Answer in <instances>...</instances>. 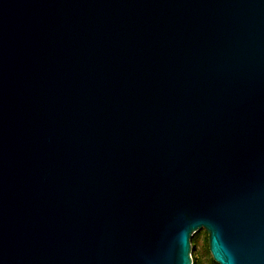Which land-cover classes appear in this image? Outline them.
Listing matches in <instances>:
<instances>
[{"label": "water", "instance_id": "95a60500", "mask_svg": "<svg viewBox=\"0 0 264 264\" xmlns=\"http://www.w3.org/2000/svg\"><path fill=\"white\" fill-rule=\"evenodd\" d=\"M264 264V0H0V264Z\"/></svg>", "mask_w": 264, "mask_h": 264}, {"label": "rangeland", "instance_id": "374dc122", "mask_svg": "<svg viewBox=\"0 0 264 264\" xmlns=\"http://www.w3.org/2000/svg\"><path fill=\"white\" fill-rule=\"evenodd\" d=\"M192 241V243H191ZM189 257L192 264H213L207 248V233L200 229L190 238Z\"/></svg>", "mask_w": 264, "mask_h": 264}, {"label": "trees", "instance_id": "16d2710c", "mask_svg": "<svg viewBox=\"0 0 264 264\" xmlns=\"http://www.w3.org/2000/svg\"><path fill=\"white\" fill-rule=\"evenodd\" d=\"M191 243H192V241H191ZM213 264H215V263H213Z\"/></svg>", "mask_w": 264, "mask_h": 264}]
</instances>
